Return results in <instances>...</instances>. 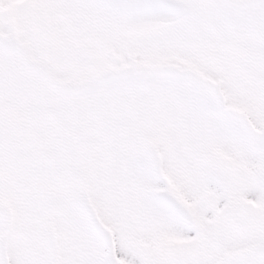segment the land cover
<instances>
[{
    "label": "snow or ice",
    "instance_id": "1",
    "mask_svg": "<svg viewBox=\"0 0 264 264\" xmlns=\"http://www.w3.org/2000/svg\"><path fill=\"white\" fill-rule=\"evenodd\" d=\"M0 264H264V0H0Z\"/></svg>",
    "mask_w": 264,
    "mask_h": 264
}]
</instances>
